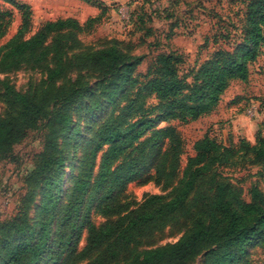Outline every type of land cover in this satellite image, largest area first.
I'll return each instance as SVG.
<instances>
[{
  "label": "trees",
  "instance_id": "16d2710c",
  "mask_svg": "<svg viewBox=\"0 0 264 264\" xmlns=\"http://www.w3.org/2000/svg\"><path fill=\"white\" fill-rule=\"evenodd\" d=\"M2 1L19 11L21 25L0 48V71L50 65L40 95L0 83L8 103L0 118V157L49 120L43 151L27 179L23 211L0 224V264H192L201 255L202 264H251L250 249L264 246V192L253 187L245 201L218 169L242 164L260 166L264 173V132L254 144L243 138L230 146L204 136L179 179L184 141L176 127L161 125L212 114L232 82L249 80L250 65L264 54V0L245 1L241 39L233 49L216 50L185 74L182 55L160 54L141 76L145 57L134 50H121L115 40L102 49L80 40L107 13L98 0L81 1L98 6L99 16L85 23L48 21L30 37L31 7ZM12 19L10 11H0V41ZM72 71L100 79L93 87H58ZM76 119L88 125L86 135ZM66 147L80 148L81 154L68 188L63 187ZM148 179L167 193L146 195L135 208L123 201L130 184ZM35 203L32 219L28 210ZM93 214L108 220L97 225ZM179 219L190 226L177 242L131 254ZM84 232L86 243L78 249Z\"/></svg>",
  "mask_w": 264,
  "mask_h": 264
},
{
  "label": "rangeland",
  "instance_id": "374dc122",
  "mask_svg": "<svg viewBox=\"0 0 264 264\" xmlns=\"http://www.w3.org/2000/svg\"><path fill=\"white\" fill-rule=\"evenodd\" d=\"M29 5L32 9V31L28 37L48 21L74 18L85 23L89 18L101 14L98 6L81 0H16ZM107 9L101 23L96 24L89 34L80 36L86 46L95 49L107 48L117 41L121 50H134V54L144 56L145 61L138 68V73H146L160 54L175 53L184 57L183 74L206 60L218 49H233L241 39L246 0H98ZM0 11L13 14L11 26L6 36L0 41V48L8 43L21 25L19 11L9 3L0 0ZM206 41L208 45L205 46ZM74 54V53H72ZM150 64V65H149ZM33 68L24 66L19 70L2 73L0 83L7 82L23 94L40 95L46 89L44 83L46 67ZM96 73L72 71L58 87H70L79 83L84 87H93L99 81ZM6 98L0 94V118H4L7 108ZM255 106L256 115L250 117L247 111ZM105 108L98 115L105 114ZM255 110V109H254ZM77 115V112L74 114ZM79 124L80 134L86 135L88 125ZM264 54L250 65L247 82L234 81L221 98L216 110L196 122H172L161 127L174 126L184 141L181 156L179 179L182 177L188 158L195 155L194 144L206 135H210L230 146L231 142L247 139L255 143L259 131L264 132ZM98 125L94 127L95 131ZM49 120L38 123L29 129L25 137L16 144L12 151L0 157V224L11 221L23 211V201L28 193L27 179L35 169L43 151ZM74 145V144H73ZM67 176L64 188L70 187L72 172L77 174L80 148L67 149ZM74 163V167L72 164ZM220 167L218 171L234 187L241 189L245 201L250 200V190L258 187L264 192V173L260 166ZM161 185L152 179L132 183L128 186L123 201L135 208L143 202L146 195L165 194ZM39 202V200H38ZM35 203L28 210L30 218L36 219ZM92 220L101 225L107 222L98 214ZM190 226V222L179 219L165 229L142 241L131 254L163 247L177 242ZM84 232L78 249L86 243ZM203 255L192 264H202ZM251 264H264V246L250 249ZM84 264V263H80Z\"/></svg>",
  "mask_w": 264,
  "mask_h": 264
},
{
  "label": "built area",
  "instance_id": "2783aa9c",
  "mask_svg": "<svg viewBox=\"0 0 264 264\" xmlns=\"http://www.w3.org/2000/svg\"><path fill=\"white\" fill-rule=\"evenodd\" d=\"M255 109V110H254ZM247 113L250 115V117H254L255 115H256V108H255V106H253V107H251L248 111H247Z\"/></svg>",
  "mask_w": 264,
  "mask_h": 264
}]
</instances>
